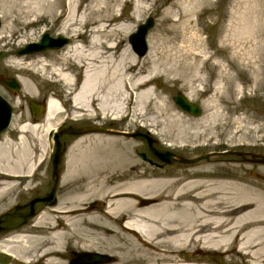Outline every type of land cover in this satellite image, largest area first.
<instances>
[{
    "label": "rangeland",
    "instance_id": "374dc122",
    "mask_svg": "<svg viewBox=\"0 0 264 264\" xmlns=\"http://www.w3.org/2000/svg\"><path fill=\"white\" fill-rule=\"evenodd\" d=\"M136 4L141 7L137 15L133 12ZM75 6H77V21L72 29H79L81 32L77 39L71 38V34L65 33L63 29L65 19ZM61 11L65 12L64 18L56 16V13ZM110 13L113 18L110 22L112 28L118 29L122 23L132 27L127 35L125 33L120 37V35L111 34L114 38L123 39L117 45V52L130 53L138 57L142 64L141 71H145V74L151 73V77L146 82L151 86V94L145 101V107L142 110L135 109L133 114L132 107L136 105V102L131 101L124 108L128 113L125 127L129 129L140 126L145 129L155 140L152 143L155 150L167 148L168 151L187 158L200 154L207 156L190 164L173 163L161 169L145 160V165L143 164L145 172L136 170L135 172H144L146 176L163 173L181 175L188 169L201 168L207 164L209 169L218 173V176L232 175L250 182L253 184V186L249 185L250 188L264 195V164L249 162L248 159L243 158L247 157L243 154L245 152L264 155V0H209L208 3L205 0H0V78H21L34 91L33 96L28 95L22 87L12 93L0 84V96L9 104L12 112V120L7 129L0 133V140L7 139L5 148L8 147L7 151L9 150V154L15 158L16 152H21L22 148V144L17 140L20 125L36 126L34 131L27 130L24 134L33 159L28 163L23 161L21 167L16 170L23 172L26 178L29 175L26 173L29 170V163L33 164L31 172L38 178L27 181L23 185L24 188L18 183L19 178L8 181L9 190L0 200V214L6 211L16 212L12 204L17 198H22V203L25 204L32 196L45 193L47 180L45 167L49 154L46 133L50 127L59 124L67 103L72 104L71 93L67 91L65 83L54 75L53 69L59 64L58 58L62 49L75 45L87 46L95 33L93 29L98 26L92 21L108 17ZM146 17L151 18L152 24L145 34L147 52L139 57L130 48L128 36ZM165 18L167 20L163 21ZM191 28L196 31L200 42L193 35L190 40L187 39V35L193 33ZM42 31H47L52 37L65 36L70 39V44L63 45L64 47L59 50L57 48L45 50L43 54L37 56L15 54V51L25 42L36 41ZM106 32H109V28ZM107 39L102 38L103 41ZM191 44L195 51L199 47L205 51L204 54L201 53L202 57L200 53H197L199 58H196L197 64H200L197 70L198 75L201 74L200 81H195L194 75H190L183 65L185 56L182 55L181 47ZM164 46L179 52L168 58L164 57L161 54ZM208 54L210 65L203 64L202 61ZM42 61L49 65L42 69L43 74L35 70L36 66L43 63ZM154 63L159 65L161 71L154 72L152 69ZM72 64L73 62L68 61L67 68L72 75L73 88L76 89L81 82L82 72ZM129 64V61H124L125 66ZM103 65L105 68H100L102 70L116 68L112 64ZM220 66L224 68L221 70ZM108 74L114 77L111 72ZM17 82L19 83L18 80ZM197 88L199 91H196ZM176 94L186 98L189 94L191 96L189 101L200 107V114L192 116L182 112L173 102ZM115 98L118 99L119 96ZM30 99L36 102L53 99L62 105L60 108L62 110L53 117H46V114L42 113L33 119L27 106ZM211 99L213 100L210 102ZM212 107L218 110L217 114L211 115L213 110L216 111ZM69 108L72 107L69 106ZM91 108L96 109L92 105ZM102 115L104 116L103 112ZM105 117L115 118V115ZM100 137L111 138L105 135ZM116 139L112 146L98 145L100 153L96 155L94 154L96 141L93 138H87L86 141L90 140L92 143H85L83 153L80 152V154H86V149L90 148L88 149L90 155L106 158L113 154L123 155L129 163V168L135 167L134 160L129 156L134 157L132 148L141 149L142 143L138 139ZM235 152L241 155H236ZM145 156H150L146 146ZM68 160L70 161L69 153ZM97 167V173H102L104 176L117 175L122 170L120 167L106 163ZM86 169L87 167L85 172ZM95 171L96 169L94 173ZM32 183L37 185L35 191L29 190ZM72 188L74 187L67 190L66 187L61 186L57 189L56 193L59 194L58 200H60L58 203L68 201ZM235 191L230 190L233 193ZM44 208L53 209L42 207L31 222ZM24 209L26 208L18 210ZM14 231L0 236V239ZM236 244V241H232L227 248H217V250L195 244L184 250L181 257L192 260L201 259L207 263L252 264L248 258L237 251ZM12 246L16 247V245ZM96 246L99 250L96 252L102 254H107L105 253L107 250L126 247L105 241L97 242ZM13 248L12 250H15ZM3 252L8 253L0 242V255H3ZM9 253L12 255V252ZM15 253L16 251L13 252ZM110 254L107 255L110 256ZM7 257L11 262L14 260V257ZM110 261L111 259L103 263Z\"/></svg>",
    "mask_w": 264,
    "mask_h": 264
},
{
    "label": "bare ground",
    "instance_id": "6f19581e",
    "mask_svg": "<svg viewBox=\"0 0 264 264\" xmlns=\"http://www.w3.org/2000/svg\"><path fill=\"white\" fill-rule=\"evenodd\" d=\"M205 1L208 3L209 0ZM140 8V5L136 4L133 12L137 15ZM76 13L77 6L69 13L63 25L65 33H70V37L75 39L81 34L79 29H72L76 25ZM56 16L64 18L65 12L56 13ZM98 19L92 21L98 26L93 29L95 33L87 46L75 45L62 49L70 44L68 42L58 48L62 49V53L58 58V66L53 69L54 75L65 83L67 91L71 93L72 106L75 109L88 111L92 105L99 109L101 114L103 112L104 116L118 117L123 114L128 116L124 108L133 101L136 102V105H132L134 114L135 109H144L145 101L151 94V86L146 84L151 73L145 74V71H141L142 64L138 57L130 53L117 52V45L123 39L114 38L111 34L121 37L125 33L127 35L132 27L122 23L118 29L112 28L111 13L108 17ZM108 28L109 32H106ZM192 35L200 42L196 31L189 33L187 39L190 40ZM102 38L108 39L103 41ZM181 48L182 55L185 56L184 69L189 71L190 75H194L195 81H200L201 74L198 75L197 71L200 64H197L196 58H199L197 53L201 55L205 51L200 47L195 51L192 44ZM178 52L164 46L161 54L168 58ZM43 53L44 51L35 52L33 56ZM209 59L208 54L202 59L203 64L210 65ZM125 60L130 63L128 66L124 65ZM68 61L73 62L72 65L82 72L81 82L76 89L73 88L72 75L67 68ZM42 62L40 66L35 65V70L41 74L42 69L49 66ZM106 63L116 68L100 69ZM223 68L220 66L221 70ZM152 69L155 73L161 71L156 63L152 65ZM109 72L113 74V78ZM16 79L21 84L19 89L24 87L23 91H27L28 95H34L26 81L17 77ZM198 88L196 91H199ZM116 96L119 98L116 99ZM190 97L188 94L187 99H191ZM61 106L53 99H49L45 101L43 114H46V117H53L62 110ZM217 113L216 109L211 115ZM34 127L36 128L30 124L20 125L17 140L22 144V148L21 152H16L15 158H12L9 150L7 151L9 148H5L7 139L0 140V200L9 190L8 181L20 177L25 179L24 173L16 169L21 167L23 161L28 163L33 159L24 134L27 130L34 131ZM84 138H77L71 145L72 150L74 146L81 144ZM92 138L99 146L115 144L114 139H103L100 136ZM88 149L90 148L86 149V154H80L78 164L80 167L71 163L73 155L70 153L65 174L69 178L74 177L75 186L72 185L74 188L69 192L68 201L55 203L50 206L53 209L44 208L33 219L30 228L14 231L9 236L1 238L4 240L0 241L4 249L12 252L13 257L17 256L16 253L13 254L17 245L26 246V242L32 240L42 242L38 244L39 247H35L34 257L37 261L41 260L44 264H65L67 249L69 253L76 250L96 252L99 251L97 242L105 241L126 247L105 251L107 254L111 253V261L95 264H208L201 259H185L181 257V253L195 244L217 250L225 249L232 241H236L237 251L252 264H264V195L250 188L253 186L250 182L232 175L218 176V173L209 169L207 164L199 167L200 169H188L181 175L163 173L146 176L144 172L136 173L135 167L129 168V163L123 155L113 154L106 158L90 155ZM105 163L120 167L122 170L117 175L104 176L97 173V165ZM29 165L27 174L34 167L33 164ZM86 167L88 170L85 172ZM95 169V173L92 174V170ZM230 190L236 191L233 193ZM27 230L33 233H17ZM12 245L16 247L13 248Z\"/></svg>",
    "mask_w": 264,
    "mask_h": 264
},
{
    "label": "flooded vegetation",
    "instance_id": "af4514ba",
    "mask_svg": "<svg viewBox=\"0 0 264 264\" xmlns=\"http://www.w3.org/2000/svg\"><path fill=\"white\" fill-rule=\"evenodd\" d=\"M66 106L67 107L63 109L65 113L63 114L60 124L56 128V132L60 130L62 131V133L58 135L57 137L61 154H60L59 162L56 167V173H55L56 175L52 173L53 172L52 160H53L54 149H55V143L52 142L51 151L47 156L46 167H45V171L47 172L45 193L39 196L37 195L32 196L28 201H26L25 204L22 203V198H17L16 201L12 204V208L16 209L17 210L16 212H11V213L9 211L1 212L0 214V236L6 235L14 230H20V229L27 228V227L30 228L31 219L36 215L39 209H41L42 207L53 206L55 203L60 201L58 200L59 194L56 193L58 188H60L61 186H64L66 187L67 190H69V188L72 187V185L75 186V184L72 182L74 177L69 178L68 175L65 174L67 170V166L69 164L68 153H69V157H70V153L73 155L71 159V163L74 166L80 167V165H78L81 159L80 152L83 153L82 151L85 148V143H89V142L92 143V141L83 142V141H86L87 138L105 135V136L111 137L110 139L114 138L115 141L117 140L116 138H125L126 140L138 139L142 143V145L140 144L141 149L132 148L133 151L131 150L136 159L133 156L132 157L129 156L135 162L134 169L136 171L145 172V169L143 168V164L145 165V160H147L149 164L159 169L163 168L166 165H170L173 163H182V164L191 163V162H183L177 159L174 156H178L181 158H187V157L180 156L172 151H168L167 148L162 149V150H155L152 147V143L155 142V140L149 136V133H147L145 129H143L140 126L139 127L137 126V128L130 127L129 129L125 127V125H127L126 124L127 117L125 114L119 117L112 118V117L103 116L99 109H94V108H91L90 106H89L90 110L88 111L76 110L72 106L71 103H67ZM69 106H71L72 108H69ZM102 128H104L105 130L114 131L116 133L102 132L101 131ZM122 133H132V135L126 136ZM79 137H85V138L82 141V143L79 144L80 146L76 145L73 147V150H72L71 148L72 143ZM145 141H146V145H145ZM145 146L146 148H148V153L150 154L149 157L145 156ZM80 147L81 149H79ZM94 152H95L94 154L96 155L100 153V149L97 144H95ZM166 152H170L171 154H173L170 156L169 162L160 159L158 156V153L163 154ZM235 153H238V152H235ZM243 154H246L247 157H243V158L248 159L249 162L251 161V159H253V157L250 156V154H253V153L245 152ZM236 155H241V153L236 154ZM195 157L197 159H201V158H206L207 156L205 154H200ZM243 158H240V159H243ZM93 172L94 170H92V174ZM64 175H66L65 178H63ZM22 179L23 177L19 178L18 183L23 187V185L26 184L27 181L30 182L33 180H37L38 178L36 177V174L30 172L28 177H26L24 181ZM54 184H55V189L52 192L51 197L48 200H42V198L49 195ZM36 189H37V185L35 184L30 185L29 187V190H32V191H35ZM31 201H33L32 205H30ZM21 208H26V209L19 211L18 209H21ZM29 211H31L30 214H29ZM17 233H24V234L31 233L32 234L33 231L31 230L20 231V232L18 231ZM41 243L42 242H36V241L34 242L32 240H29L26 242V246L17 245L16 247L17 249L15 251L18 257L17 256L14 257V260H12V262L9 261L10 258H8L7 256H11V257L13 256L10 255L9 252L8 253L3 252L2 253L3 255H0V264H44L41 260L37 261L36 257H34V251L36 250L37 247H39L38 244H41ZM211 252L213 253L214 251H211ZM76 253H80V252L76 250V251L69 253L67 251L68 257L65 260V264H69L71 259L74 258ZM217 253L219 254L221 252H217ZM208 264H230V263L211 262Z\"/></svg>",
    "mask_w": 264,
    "mask_h": 264
},
{
    "label": "water",
    "instance_id": "95a60500",
    "mask_svg": "<svg viewBox=\"0 0 264 264\" xmlns=\"http://www.w3.org/2000/svg\"><path fill=\"white\" fill-rule=\"evenodd\" d=\"M152 24V20L150 17H146L145 20L138 24L136 26V29L134 32H132L128 36V44L130 48L133 50L135 55L137 56H143L147 52V44L145 41V34L147 30L150 28ZM69 42V39L65 36L58 35L55 37L50 36L46 31L42 32L40 35L39 40L37 41H31L27 42L21 47H19L15 54L23 55V54H33L35 52L45 51L48 49H54V48H60L63 45L67 44ZM0 84L3 85L8 91L15 93L16 90L20 88V84L17 82L16 77H2L0 78ZM173 102L175 105L182 111L186 112L192 116H197L200 114V107L190 102L185 96L181 94H176L173 97ZM27 106L30 111V115L32 118L38 117L40 114L43 113L45 108V100L41 102H36L34 100H28ZM12 112L9 104L0 96V133L4 132L7 127L9 126L10 120H11ZM102 132H109V133H116L111 130H105L104 128L101 129ZM62 131L56 132L54 128H50L47 131L46 134V142L48 145L49 150H51L52 142L55 143V149H54V155L52 160V167H53V174L56 175V167L59 162L60 158V148L59 143L57 140L58 135H60ZM126 136H131L132 133H122ZM149 143V141H148ZM240 154V153H237ZM173 155L170 152L166 153H158V156L160 159L165 160L167 162L170 161V156ZM253 159H251L252 162L257 163H263L264 164V155L261 154H250ZM177 159L183 161V162H193L197 160L196 157L193 158H181L178 156H174ZM55 189V184L49 193V195L42 198V200H48L52 192ZM32 202H30V205H32ZM31 207V206H30ZM31 210V209H30ZM31 211H29V214ZM111 259V257L107 254L97 253V252H80L76 253L74 258L71 259L69 264H95V263H103L107 262Z\"/></svg>",
    "mask_w": 264,
    "mask_h": 264
}]
</instances>
